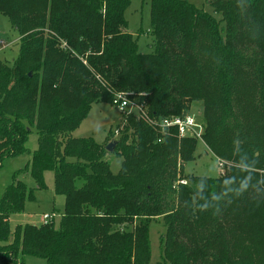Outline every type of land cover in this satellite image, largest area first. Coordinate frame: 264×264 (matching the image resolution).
<instances>
[{
  "label": "trees",
  "instance_id": "trees-1",
  "mask_svg": "<svg viewBox=\"0 0 264 264\" xmlns=\"http://www.w3.org/2000/svg\"><path fill=\"white\" fill-rule=\"evenodd\" d=\"M205 2L209 11L149 0L153 50L142 53L126 29L129 0H0L19 35L12 65L0 61V166L37 134L35 186L13 175L0 196V264H24L26 255L45 264H149L156 218L164 231L154 264H264V0ZM238 80L254 94L250 109L236 102L246 97ZM118 93L143 103L147 117L124 112L104 143L71 135L93 103L111 105ZM193 101L203 107L201 142L231 163L223 174L183 175L200 141L150 121L183 117ZM108 137L117 172L104 159ZM46 171L64 197L59 221L11 230L9 214L45 187Z\"/></svg>",
  "mask_w": 264,
  "mask_h": 264
},
{
  "label": "rangeland",
  "instance_id": "rangeland-1",
  "mask_svg": "<svg viewBox=\"0 0 264 264\" xmlns=\"http://www.w3.org/2000/svg\"><path fill=\"white\" fill-rule=\"evenodd\" d=\"M197 7L205 8L209 11L205 0H188ZM216 20L220 18L219 14H214ZM127 21V31L133 35H138L137 44L138 50L142 53L151 52L153 50V35L149 30V0H129V5L125 11ZM224 23L220 22L219 27L223 28ZM223 33V31H222ZM0 40L4 41V45L0 44V61L7 66H11L13 60L18 54L19 35L8 22L7 18L0 14ZM238 54L242 55L239 51ZM240 55V56H241ZM216 83L215 85H220ZM237 90H241L245 99L243 103L238 99L236 102L243 104V108L250 109V100H253V92L245 90L242 87V82L237 81ZM211 92V91H210ZM252 104V103H251ZM203 110L202 103L198 101L190 102L189 113L195 117H199ZM121 113L109 103H93L85 118L80 125L71 132L75 137H91L96 142L104 143L108 129L112 132L116 125L121 121ZM136 116V115H135ZM137 118L140 115L136 116ZM147 121V119H143ZM178 137V136H177ZM114 137L109 138L105 144L113 141ZM180 138V137H178ZM178 142H180L178 140ZM25 146L28 151L17 156L7 157L3 159L0 166V196L5 187L11 183L12 176L16 175L21 179L27 188H32L35 183L29 175V163L32 151L37 146V134L35 129H32L25 141ZM179 154L177 156V170L179 171ZM112 172H117L120 166L121 159L111 152H107L104 156ZM217 158L213 153L200 141L196 145L193 161L183 164V175H200L214 177L223 174V166L229 162ZM226 162V163H225ZM178 173V172H177ZM180 175V173H178ZM45 187L43 189L34 190V198L24 202L23 210L20 212L10 213L8 216V224L11 230L17 225L31 223L35 225L41 224L43 221H54L55 224L63 212L64 197L63 195L55 194L53 191V173L46 171L43 175ZM183 181V180H182ZM180 183H182L180 181ZM53 214L52 219L43 220V215ZM164 231L163 221L161 218L153 219L148 224V236L151 249L149 264H154L161 256V246L159 245V235ZM24 264H45L41 258L26 255L24 256Z\"/></svg>",
  "mask_w": 264,
  "mask_h": 264
},
{
  "label": "built area",
  "instance_id": "built-area-1",
  "mask_svg": "<svg viewBox=\"0 0 264 264\" xmlns=\"http://www.w3.org/2000/svg\"><path fill=\"white\" fill-rule=\"evenodd\" d=\"M0 44L4 45V41L0 40ZM111 106L120 111L121 113H132L140 116L147 117V107L143 103H137L132 100L125 98L121 94H114L111 100ZM148 119V118H147ZM150 120V119H148ZM154 125H158L162 130L169 127H175L177 136L182 137H193L202 141L201 133L203 131L200 120L194 115L187 113L183 117H166L158 120H150ZM118 129L114 130V134H117ZM184 183V181H181ZM53 214L43 215V220L50 219Z\"/></svg>",
  "mask_w": 264,
  "mask_h": 264
},
{
  "label": "clouds",
  "instance_id": "clouds-1",
  "mask_svg": "<svg viewBox=\"0 0 264 264\" xmlns=\"http://www.w3.org/2000/svg\"><path fill=\"white\" fill-rule=\"evenodd\" d=\"M242 166H243L244 169H248L250 167V165L247 162H244V161H242ZM250 180H251V176L250 175L244 178V181H243V187L244 188H247L249 186V181ZM231 183H232L231 180H226L225 181L226 185L231 184ZM200 188L204 189V182L203 181H201V183H200ZM227 191H232V192H235V193L239 194L240 189H238V188H229V189H227ZM217 199H218V197H217ZM208 206L209 205L207 203L204 204V207H208Z\"/></svg>",
  "mask_w": 264,
  "mask_h": 264
},
{
  "label": "water",
  "instance_id": "water-1",
  "mask_svg": "<svg viewBox=\"0 0 264 264\" xmlns=\"http://www.w3.org/2000/svg\"><path fill=\"white\" fill-rule=\"evenodd\" d=\"M114 144H115V142L114 141H110L109 143H107L106 145H105V149L107 150V151H112L113 150V147H114Z\"/></svg>",
  "mask_w": 264,
  "mask_h": 264
}]
</instances>
